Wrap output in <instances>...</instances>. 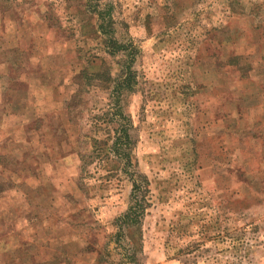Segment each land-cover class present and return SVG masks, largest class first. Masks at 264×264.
<instances>
[{"label":"rangeland","instance_id":"374dc122","mask_svg":"<svg viewBox=\"0 0 264 264\" xmlns=\"http://www.w3.org/2000/svg\"><path fill=\"white\" fill-rule=\"evenodd\" d=\"M15 46L0 264H264V0H0Z\"/></svg>","mask_w":264,"mask_h":264},{"label":"trees","instance_id":"16d2710c","mask_svg":"<svg viewBox=\"0 0 264 264\" xmlns=\"http://www.w3.org/2000/svg\"><path fill=\"white\" fill-rule=\"evenodd\" d=\"M93 15H95L96 16V18H97V21H98V26H97V29H98V31L103 35V36H105V38H106V40L108 41H106L105 42V44H106V47H108V48H111V51L112 52H110L109 51V55H112L113 53H115V52H118L119 50H121V49H126V47L125 46H123L121 43H119L118 41H116L115 39H112L111 38V36L110 35H108L107 33H104V28H103V22H104V18L103 17H101V13H95V14H93ZM107 34V35H106ZM129 47H131V45H128ZM107 50H109V49H107ZM113 56V55H112ZM127 70H129V67H124V71H123V73H122V75L121 76H123V83H122V85H121V83H119V84H117L116 82H117V80H115L114 81V93H116L117 91H118V89H120V90H130L131 88H132V85H133V80H134V78L132 77V75H131V73H129ZM126 71H127V73H126ZM84 72H80L77 76L78 77H83L84 76ZM85 79H87V80H89L88 78H85ZM108 80H110V77L108 76L107 77V79L106 80H102V82H106V81H108ZM92 84H94L95 83V81L93 80L92 82H91ZM121 86V87H120ZM117 134V133H116ZM123 136H118V137H116V143L114 142L113 143V145H112V148H113V150L114 151H112L111 149H110V152L112 153V152H114L113 154L114 155H116V156H118L119 154H120V152L122 151V147H123V143H124V138H125V130H123ZM138 206H140V204H138ZM130 217H131V220H133L134 221V217L132 216V214H130L129 215ZM128 217H127V215L124 217V219H127ZM131 222V221H130Z\"/></svg>","mask_w":264,"mask_h":264},{"label":"crops","instance_id":"0c3cea01","mask_svg":"<svg viewBox=\"0 0 264 264\" xmlns=\"http://www.w3.org/2000/svg\"><path fill=\"white\" fill-rule=\"evenodd\" d=\"M14 48V47H13ZM18 46H15L16 51H10L11 54H14V57H12L11 59H9V56L5 54V57H1L0 59V68L3 71V67L4 65L6 66V69L8 72H2L0 71V79L3 83H1V90H3L5 88V85H9L12 82V79L14 82H16L17 79H19L20 77V73L19 75H16V71L17 69H20V71L23 70L24 68V55L25 52H23V50H21L20 48H18ZM3 85V88H2Z\"/></svg>","mask_w":264,"mask_h":264}]
</instances>
